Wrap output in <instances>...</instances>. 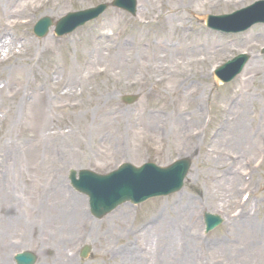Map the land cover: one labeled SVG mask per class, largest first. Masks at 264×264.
I'll return each mask as SVG.
<instances>
[{
  "label": "rangeland",
  "instance_id": "obj_1",
  "mask_svg": "<svg viewBox=\"0 0 264 264\" xmlns=\"http://www.w3.org/2000/svg\"><path fill=\"white\" fill-rule=\"evenodd\" d=\"M14 1L16 7L6 13L5 0H0V24L9 26L4 33L6 37L18 35L24 39L23 46L20 42L23 52L17 47L16 53L46 63L39 69L43 75L56 70L67 75L77 69L82 74V86L72 85L76 95L77 89L83 90L82 96L71 99L80 102L81 108L63 113L55 104L53 124H68L81 111L83 127L82 137L78 136L79 131L71 138L65 130L48 139L51 157L43 166L45 172L38 164L42 159L32 165L27 164L25 156L22 158L28 142L37 134L23 132L13 148H8L6 142L0 144V187L3 184L12 187L18 180L12 201L19 199L18 204L13 203L17 207L15 215L0 213V258L15 264L16 254L31 251L38 255L37 264H137V261L154 264L153 258L165 260L166 253L159 244L151 249L150 228L141 227L159 218L171 221L169 228L177 249L182 241L193 242L190 233L195 237L193 252L186 257L189 264H264V68L252 69L251 64L228 86H220L210 76L215 67L232 57L252 52L244 45L259 48L258 61L264 64V41L242 40L249 32L263 27H255L245 35L228 36L209 31L204 21L207 15L229 14L257 0H245L241 6L227 11L206 9L198 0L193 1L195 10L189 14V24L220 36L224 43H231V50L226 53L224 48L208 58L200 70L202 77L197 78L195 71L194 78L181 86L178 83L182 82L187 65L193 66L189 63L200 57L199 53L184 55L175 66L176 77L171 79L177 83L171 80L159 84L157 79L163 75L161 64L147 67L150 53L141 46L143 33L136 34L139 30L136 22L153 15L160 1L167 7L168 0H138L135 19L109 11L101 21L71 37L58 39L51 34L43 40L33 35L34 25L43 16L56 21L69 12L111 0H74L56 10L44 5L46 0ZM29 6L36 10L27 12ZM169 45L167 57L156 61L167 63L172 54L187 52L186 45L178 40L170 41ZM5 54L4 50L0 51V57L4 58ZM12 62L0 66V88L7 82L5 69ZM22 77L20 83L16 82L18 79L13 82L21 87V100L30 89H42L43 93L42 82H35L29 70ZM178 85L181 92L174 94ZM194 91L197 92L195 103L201 106L200 114L196 111L199 117L195 114L196 104L188 97ZM124 95H139L140 100L136 105L126 106L120 101ZM61 101L56 99L58 105ZM189 114H195L194 122L188 119ZM177 119L179 123L175 122ZM5 127L3 124L0 137ZM244 136L251 137L258 145L242 141ZM186 156L193 157V167L181 193L140 207L124 205L117 210L118 214L115 212L102 221L89 216L86 199L72 191L67 179L71 169L107 173L124 162L140 166L152 161L166 166ZM232 180L235 184L231 186ZM72 198L81 201L78 214L74 213L76 205ZM126 208L128 214H121ZM185 210L189 211L188 218H183ZM205 212L225 218L224 225L208 236L204 235L202 221ZM73 216L77 217L72 219ZM247 221H252L254 232L250 231L252 227H244ZM183 225L190 227V233L181 237L176 229ZM124 237L127 239L123 240ZM197 242L201 243L200 248L204 245L203 250L199 244L195 245ZM84 245L92 248L87 260L79 258ZM133 253H142L150 260L153 257V262L133 257ZM174 257L182 259L180 252H174Z\"/></svg>",
  "mask_w": 264,
  "mask_h": 264
},
{
  "label": "bare ground",
  "instance_id": "obj_2",
  "mask_svg": "<svg viewBox=\"0 0 264 264\" xmlns=\"http://www.w3.org/2000/svg\"><path fill=\"white\" fill-rule=\"evenodd\" d=\"M73 1L74 0H46L44 2V5L51 6V10H56V8L58 9L66 6L67 2ZM186 1L188 3L184 5V2L183 4H180L177 0H168L167 7H165L164 3L160 1L158 2V6H156V9L161 10V13L159 14L160 29L156 32L151 31L147 35L146 46L150 53V57L146 60V62L147 67L150 66L151 68L154 65L160 66L161 64V72L163 75L160 76V82H168L172 80L171 77H176V72L173 69L179 63V61L183 59L184 55H192L194 54V52H198V56L200 57L189 64L193 65L191 67H195L200 70V66L204 63H207V58H212L215 53L222 51L227 46L223 43L221 38L217 39L214 37L213 40L210 35L204 34L202 32H196L193 34L189 32L190 28L188 24V15L195 10V7H193V1L195 0ZM244 1L245 0H198V2H201V4L206 7V9L214 10V8H217L219 10L225 11L241 6ZM3 7L4 12L8 13L16 7V3L14 0H5V4L3 5ZM35 10L36 8L32 6H29L27 8V12L29 13H32ZM158 23L159 22L154 23L151 20L149 22V25L155 27L158 25ZM8 28L9 26L7 24L1 22L0 35L4 34L8 30ZM170 39L178 40L179 42L185 44L186 47L184 48V50L187 52L181 50L180 52L172 54L167 63H160V61H156L158 58L161 59L165 56L167 57L166 53L170 50H168V48L170 47L169 42L172 41ZM17 40L18 38L15 40L1 42L0 45V51H7L9 61L13 60L12 66L8 69H5L7 82L4 87L0 88V114L2 115L0 116V132L4 130V128H2V125L4 124L6 126L5 132L0 137V144L6 142L8 148H13L17 142L16 138L23 132L37 134L32 138L31 142H28V149L26 151L27 155H25L26 153H24L22 155V158L25 156L27 164L30 163L32 165L42 159L38 164L40 165V167H42L43 171V166L47 165V162L51 157L48 148V139L51 140L50 138L56 137L57 133L64 132L65 130L69 131L68 136H71V138L79 131L80 133L78 136L82 137V112L79 111L77 115H74V120L71 121L70 119L68 124L56 126L57 124H53V121H55V117L53 116L52 106L55 107L56 104V109L58 111H63V113L79 110L81 107L79 104H75L77 95L75 92H73L72 85L74 84L73 87H76V85L82 86L83 78L81 72H79L78 69L76 71L70 70L67 75H63L59 71L56 73L52 71V73L48 76L43 75L39 71V69L42 67V64L46 65V63H40V61H37L34 58L28 60L27 58L21 57L23 53H16L15 51L18 42ZM249 41H255L258 43L259 41H264V29L257 33H253L249 38ZM25 47L28 48L26 45ZM135 52H139V49L135 48ZM6 59L7 58L2 59L0 57V66L6 63ZM158 68L160 69V67ZM255 68H264V64L260 63L257 58H255L254 62L252 63V69ZM28 70L31 72V76L34 78L35 82H42L43 93L42 89H30L27 90V94H25L26 98L24 100H21V98L19 97L21 94V87L20 85L16 86V83L13 82L18 79L19 81L16 82L20 83L23 79L22 76L25 75ZM19 75L20 78H18ZM171 83H175V81L172 80ZM66 88H68L69 91H67ZM176 92L180 94V86L177 87L175 91H173L174 94ZM73 97L76 99L71 100ZM56 99H60L63 101H61L58 105L56 103ZM175 122L179 123V119L175 120ZM178 123H175L174 126L177 127ZM242 141L247 142L249 145L257 144V142L252 141L251 137L247 136H244ZM42 146L44 149H41ZM46 159L48 160L46 161ZM33 171L38 170L33 168ZM17 182L18 180H15V184L12 187L6 184H3V186L0 187L1 214L7 215L13 213L12 215H15L17 207H14L13 203L18 204L19 199H15L14 201L12 200L13 196H15L14 190ZM234 184L235 182L234 180H232L231 186ZM58 191L63 192L64 190L59 189ZM73 200H75L74 203L76 205V208L75 206H73L75 208L74 213L78 214V207L81 204V201L78 198H72V201ZM68 203H70V198L68 199ZM123 212L126 214L128 212L127 208L124 209L121 214ZM188 212V210H185L183 212V218H188ZM75 217L77 216H73L71 218L73 219ZM170 222L171 221L168 219L159 220V218H157L154 222V225L156 226H153V228L149 230L151 231V235L153 238V240L149 242V245L151 244V249H155V247L159 244L161 250L165 251L166 253V255L164 256L165 260L162 259V257H155L153 258V261L156 264H189V258L186 257L193 252L192 245L195 242V237H193L189 231V236L193 239V242L187 243L185 248L180 247L177 249L175 236L172 233L173 231L169 228L171 226ZM244 227H246V229L252 227L250 231H255V227L252 226V221L245 222ZM187 228L188 226L185 230H187ZM124 239L127 238L124 237L123 240ZM156 239L157 241H155ZM1 244L3 248L6 247L4 243ZM197 244L198 242L195 245ZM200 245L201 244H199V248ZM203 248L204 245L202 244L200 250H203ZM174 252H176V254L177 252H180L182 259H175ZM0 264H8V262L1 256ZM137 264L146 263L137 261Z\"/></svg>",
  "mask_w": 264,
  "mask_h": 264
},
{
  "label": "water",
  "instance_id": "obj_3",
  "mask_svg": "<svg viewBox=\"0 0 264 264\" xmlns=\"http://www.w3.org/2000/svg\"><path fill=\"white\" fill-rule=\"evenodd\" d=\"M121 2H122V0H120L116 4L123 7ZM97 13H98V11H94V12L89 13L88 16H90V17L71 15L65 20L64 24L68 23L71 26V28H74L78 25L83 24L86 20L90 19L91 17L96 16ZM50 24H51L50 19H44L36 27V29H35L36 34L40 37L44 36L47 33ZM62 30H63L62 26L60 25L59 26V32H61ZM188 166H189V164H188V162H186V164H178L177 166L172 167L171 169H168L165 171L156 170L153 167L149 166L148 168H151V169H149L146 173H143V171H142L137 175L142 176L148 180H152L154 183H156L160 178L166 176L167 174H170L171 179L176 180L177 184H178L177 186L180 187L181 183L183 181V178L186 175V170L188 169ZM130 170L133 173H135L137 171L133 168H131ZM133 180L137 181L134 178H133ZM139 183L145 189V193H144L145 195L139 196L138 197L139 201H144V200H146L152 196H156L157 193H152L153 192V186H148L147 184H145V182H142V181H140ZM78 186L83 191L96 192V190H97L95 183L92 181V178L89 176H83V180L80 183H78ZM87 193H90V192H87ZM124 198L131 199V196H125ZM109 204H110V202L107 201V203H103L101 206H102V208H107L109 206ZM97 208H99V206ZM93 209H94V212L97 214L98 217H101L102 215H104L107 212L106 210H108V208H107V209H105V211L102 210L99 212V210L95 209L94 207H93ZM35 260H36V258L31 253H24V254L18 255L16 257V261L18 264H34Z\"/></svg>",
  "mask_w": 264,
  "mask_h": 264
}]
</instances>
